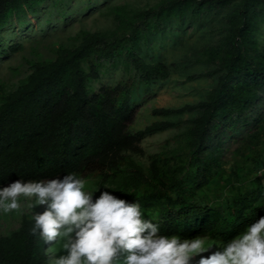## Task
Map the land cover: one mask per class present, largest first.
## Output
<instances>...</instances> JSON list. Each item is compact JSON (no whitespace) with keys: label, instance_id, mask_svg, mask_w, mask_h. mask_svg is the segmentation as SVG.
I'll return each mask as SVG.
<instances>
[{"label":"trees","instance_id":"16d2710c","mask_svg":"<svg viewBox=\"0 0 264 264\" xmlns=\"http://www.w3.org/2000/svg\"><path fill=\"white\" fill-rule=\"evenodd\" d=\"M46 1L0 0V32ZM112 13L115 28L83 29L54 57L27 59L31 71L14 87L0 83V186L68 172L92 176L94 189L108 186L138 200L146 216L157 211L162 232L226 241L264 215V46L257 38L264 0H162L142 9L117 5ZM205 17L218 18L217 38L199 57L215 79L206 99L155 108L166 119L132 131L137 85L148 88L170 75L163 61L149 62L139 51L174 21ZM23 48L17 42L0 46V53ZM115 62L124 76L95 91V81ZM184 113L190 118L168 119ZM181 125L176 146L152 155L149 164L136 157L147 136ZM250 163L256 175L247 182ZM31 226L25 214L17 229L0 236V264H48L46 245Z\"/></svg>","mask_w":264,"mask_h":264},{"label":"rangeland","instance_id":"374dc122","mask_svg":"<svg viewBox=\"0 0 264 264\" xmlns=\"http://www.w3.org/2000/svg\"><path fill=\"white\" fill-rule=\"evenodd\" d=\"M160 1L162 0H47L34 15L13 17L0 32V46L7 47L21 42L24 48L9 55L0 53V83L9 88L14 87L31 71L27 59L54 57L55 50L60 44H72L78 32L83 29L108 31L115 28L116 21L112 13L114 6L142 9L155 6ZM216 23L218 18L214 21L209 17L186 18L180 23L174 21L172 25H167L149 37L139 53L149 62L163 61L170 70V75L165 80L154 81L148 88L137 85L134 92L136 112L130 127L132 131L143 129L156 120L166 119L154 114L155 108H177L206 99L215 84V79L214 76L206 74L212 67L203 63L199 57L203 48L215 42ZM257 38L260 46H264V25L257 32ZM124 74L125 70L121 63L108 64V69L101 75L100 80L95 81V91H99L105 85L115 84ZM190 116L191 114L184 113L168 119L184 121ZM181 129L183 125L147 136L141 142L142 153L136 154V157L149 164L152 155L179 143ZM262 163L259 168L260 172L264 173V157ZM254 170L256 168L253 164L246 165L247 182L256 175ZM84 179L88 182L87 186L94 189L95 178L90 176ZM213 188L210 187L211 192ZM222 191L227 197L231 194L224 188ZM20 202L19 209L8 213L0 211V236L17 229L23 215L31 216L25 198L20 197ZM147 216L156 219L160 217L155 210H150ZM207 236L213 243L222 241L213 235ZM53 247L57 253L63 251L59 246Z\"/></svg>","mask_w":264,"mask_h":264},{"label":"clouds","instance_id":"9594fccd","mask_svg":"<svg viewBox=\"0 0 264 264\" xmlns=\"http://www.w3.org/2000/svg\"><path fill=\"white\" fill-rule=\"evenodd\" d=\"M87 185L75 172L18 178L0 186V211L19 209L25 198L30 231L46 245L48 264H264V215L213 243L207 235L162 232L138 200Z\"/></svg>","mask_w":264,"mask_h":264}]
</instances>
